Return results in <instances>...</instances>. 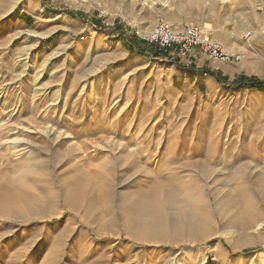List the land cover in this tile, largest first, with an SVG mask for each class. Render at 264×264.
I'll return each mask as SVG.
<instances>
[{"label":"rangeland","instance_id":"1","mask_svg":"<svg viewBox=\"0 0 264 264\" xmlns=\"http://www.w3.org/2000/svg\"><path fill=\"white\" fill-rule=\"evenodd\" d=\"M160 20L240 60L177 85ZM259 82L264 0H0V264H264Z\"/></svg>","mask_w":264,"mask_h":264},{"label":"built area","instance_id":"2","mask_svg":"<svg viewBox=\"0 0 264 264\" xmlns=\"http://www.w3.org/2000/svg\"><path fill=\"white\" fill-rule=\"evenodd\" d=\"M148 39L158 44L160 49L176 47L181 56H186L193 50H197L200 55L219 62L231 59L240 60V55L229 50L223 43L216 41L209 29L195 23L177 28L165 20H160L156 23L154 31L149 34Z\"/></svg>","mask_w":264,"mask_h":264},{"label":"bare ground","instance_id":"3","mask_svg":"<svg viewBox=\"0 0 264 264\" xmlns=\"http://www.w3.org/2000/svg\"><path fill=\"white\" fill-rule=\"evenodd\" d=\"M13 9H14V7L9 11V12H11L12 11V14H14V13H16L17 12V10L16 11H13ZM35 10H38L39 11V13H40V16H44V15H51V16H53L54 17V20H57V21H67L66 20V17L65 16H63L62 14H54V13H50V12H46V10H44V8L42 7V6H39L37 9H35ZM10 15V14H9ZM62 23V22H61ZM53 30V29H52ZM55 31V30H54ZM53 31V32H54ZM152 32H150L149 34H151ZM20 38H22V35H18V36H16V38L14 39V40H19ZM28 51H30V50H28L27 48H25V47H23V51H22V53H20V57H21V59H20V61L19 62H22L23 64H24V62L26 63V61H27V57H28ZM58 56V53L57 54H55V55H53V59L54 58H56ZM20 57H18V58H20ZM110 74H111V72L109 73V75L108 76H106V77H109L110 76ZM210 84L211 83H209V86H210ZM212 86H213V84H212ZM13 89V88H12ZM215 92V91H214ZM219 91L216 89V92H215V94H217ZM54 104V103H53ZM5 111V110H4ZM5 124V125H4ZM0 129H2L1 130V135L0 136H2V138H3V142H2V145H4L5 146V152H6V149L8 150H12V149H10L11 147H13L14 148V146L15 147H18V145L17 144H15V143H13V140H15L14 138H13V140H11V138L13 137H11V138H9V136H6L5 135V133H4V131L5 132H7L6 134L8 135L9 134V131H11V130H9L8 129V126H6V123H2V117L0 116ZM17 130V129H16ZM12 132V131H11ZM10 132V133H11ZM16 131H13L12 132V134L13 133H15ZM10 136H11V134H9ZM14 135V134H13ZM6 136V137H5ZM18 138V137H17ZM1 139V138H0ZM19 141V140H18ZM16 142H17V140H16ZM18 143V142H17ZM1 145V146H2ZM18 149V148H17ZM8 150V151H9ZM18 150H20V149H18ZM22 151H23V149H22ZM12 152V151H11ZM18 152V151H17ZM9 153V152H8ZM15 154V153H14ZM19 154V153H18ZM12 155V154H11ZM28 158V157H27ZM27 158H25V159H27ZM10 163V162H9ZM30 166V165H29ZM82 168V167H81ZM30 169V168H29ZM13 190V189H12ZM12 190L10 189L9 191H8V193L5 195V200H7L9 203H14V202H16L17 200L20 202V200H21V197H19V193H17V192H15V191H13L12 192ZM16 191H18V190H16ZM23 194H25V193H22L21 195H23ZM160 196H162V195H159L157 198H153L152 200H151V202H152V204H157V203H159L160 201H162V198L160 197ZM163 197V196H162ZM160 200H159V199ZM24 199H22V201H23ZM137 201V203H139V200H136ZM159 201V202H158ZM17 203V202H16ZM185 256L187 257V258H195V257H197V256H199V251L198 250H191V251H188V252H186L185 253ZM155 258V260L156 261H158V262H161V261H163V260H165V258L162 256V255H156V257H154ZM153 259V258H152Z\"/></svg>","mask_w":264,"mask_h":264},{"label":"crops","instance_id":"4","mask_svg":"<svg viewBox=\"0 0 264 264\" xmlns=\"http://www.w3.org/2000/svg\"><path fill=\"white\" fill-rule=\"evenodd\" d=\"M191 55L195 56L191 60L180 58V60H175L174 62H172V67L175 66L174 68L176 70L174 71L173 82L177 85H182L187 82H196L198 81L199 77L202 74H205V72H208L209 69H219V67H217L216 64L213 63L211 60L207 58H198L195 50L191 52ZM174 56L178 57L179 55L174 53ZM189 61H192V66L190 68H187L185 65L182 64ZM203 80L207 85H209V83L214 84V82L216 81V79L212 76L205 77Z\"/></svg>","mask_w":264,"mask_h":264},{"label":"trees","instance_id":"5","mask_svg":"<svg viewBox=\"0 0 264 264\" xmlns=\"http://www.w3.org/2000/svg\"><path fill=\"white\" fill-rule=\"evenodd\" d=\"M240 86H243L244 84H239ZM248 86L252 89H257L259 90L260 92H263L264 93V83L263 82H259V83H251V84H248Z\"/></svg>","mask_w":264,"mask_h":264}]
</instances>
